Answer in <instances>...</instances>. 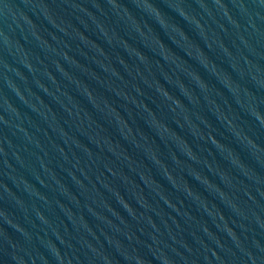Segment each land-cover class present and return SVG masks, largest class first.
Masks as SVG:
<instances>
[{
	"label": "water",
	"instance_id": "obj_1",
	"mask_svg": "<svg viewBox=\"0 0 264 264\" xmlns=\"http://www.w3.org/2000/svg\"><path fill=\"white\" fill-rule=\"evenodd\" d=\"M0 264H264V0H0Z\"/></svg>",
	"mask_w": 264,
	"mask_h": 264
}]
</instances>
